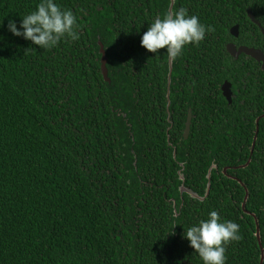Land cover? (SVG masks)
Instances as JSON below:
<instances>
[{
    "label": "trees",
    "instance_id": "1",
    "mask_svg": "<svg viewBox=\"0 0 264 264\" xmlns=\"http://www.w3.org/2000/svg\"><path fill=\"white\" fill-rule=\"evenodd\" d=\"M39 2L0 0V264H203L184 233L211 211L240 226L227 264H261L264 71L218 40L256 2L175 0L215 32L173 62L170 87L167 49L141 38L171 0H56L80 39L50 51L8 30ZM213 166L205 201L181 194L204 197Z\"/></svg>",
    "mask_w": 264,
    "mask_h": 264
},
{
    "label": "clouds",
    "instance_id": "2",
    "mask_svg": "<svg viewBox=\"0 0 264 264\" xmlns=\"http://www.w3.org/2000/svg\"><path fill=\"white\" fill-rule=\"evenodd\" d=\"M2 27V25H0ZM77 16L70 9H63L56 0H40L36 10L16 21L8 23V30L17 37L31 41L47 51L57 47L62 40L78 41ZM213 25H205L196 15H189L186 8L157 17L142 35L141 46L159 56L160 49H167L169 62L184 55L189 45L199 46L208 34L214 33ZM184 237L199 255L203 264H227L228 246L242 239L240 226L222 219L217 211H211L206 220L188 227Z\"/></svg>",
    "mask_w": 264,
    "mask_h": 264
},
{
    "label": "flooded vegetation",
    "instance_id": "3",
    "mask_svg": "<svg viewBox=\"0 0 264 264\" xmlns=\"http://www.w3.org/2000/svg\"><path fill=\"white\" fill-rule=\"evenodd\" d=\"M246 1L251 4H254L255 1L256 6H248L245 14L243 13L241 15H237L236 13L233 16L231 15L230 17H233V24L230 22L224 23L220 21L221 26L223 24L225 27V30H221V33L225 31L227 32H225V38L220 39L219 36L218 40L223 43L229 57L239 62L240 65L249 66V63L255 64L262 71H264V60L256 59L247 54L246 51L255 50L261 54L262 58H264V0ZM229 48H231V52ZM225 83L231 84L232 92L231 102H229L226 98L225 99L228 101L229 105H233L234 99H236L241 92L240 90H237V93H234L233 84L230 81H226ZM242 186L244 187V184Z\"/></svg>",
    "mask_w": 264,
    "mask_h": 264
},
{
    "label": "water",
    "instance_id": "4",
    "mask_svg": "<svg viewBox=\"0 0 264 264\" xmlns=\"http://www.w3.org/2000/svg\"><path fill=\"white\" fill-rule=\"evenodd\" d=\"M174 5H175V0H171V7H170V13H174L173 11V8H174ZM230 52L232 51L231 48H229ZM247 51V54L253 56L254 58L256 59H259V60H264V58L261 57V54L255 50H246ZM101 54H102V59H101V70H102V74L104 76V79L110 83V79L108 77V69H107V62H108V58H107V55H106V52L104 50V48L101 46ZM172 72H173V62H170V76H169V87H170V84H171V76H172ZM222 90H223V94H224V97L229 101L231 102V95H232V92H231V84L229 83H225L222 87ZM168 95L170 96V93L168 92ZM170 106V103L168 104V107ZM264 118V115L259 118L257 120V130H256V136H255V139H254V143H253V149L255 148V145H256V141H257V138H258V133H259V123H260V120ZM192 119H193V115H192V111L190 110L189 111V114H188V118H187V122H186V127H185V132H184V135H185V139L188 138L189 134H190V131H191V125H192ZM253 153V151H252ZM251 161H249L246 165H244L243 167H240V168H246L250 165ZM217 169L216 166H213L210 171H209V174H208V187H207V191H206V194L204 197H201L199 196L197 193H195L194 191H192L191 189L187 188L185 186V184L183 183V185L181 186V194H187L189 195L192 199H196V200H199V201H205L206 198L209 197V194H210V190H211V178H212V171ZM227 173V169L224 170V174ZM181 175V180L184 182V176L180 173ZM235 179V178H233ZM240 184L243 185V183L240 181ZM246 190V199L243 203V209L246 211V203L248 201V198H249V191L248 189H245ZM247 212V211H246ZM253 217L255 218V222H256V227H257V232H256V236H257V239H258V242H259V246L261 248V264H264V247L262 245V241H261V231H260V225H259V221H258V218L253 214Z\"/></svg>",
    "mask_w": 264,
    "mask_h": 264
}]
</instances>
